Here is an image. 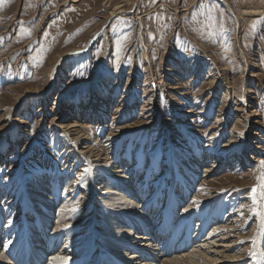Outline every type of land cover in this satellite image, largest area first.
<instances>
[{
  "label": "rangeland",
  "instance_id": "rangeland-1",
  "mask_svg": "<svg viewBox=\"0 0 264 264\" xmlns=\"http://www.w3.org/2000/svg\"><path fill=\"white\" fill-rule=\"evenodd\" d=\"M239 2L241 6L251 0ZM229 3L233 16L211 6L210 0H183L182 5L181 0H0V252L9 251L3 239L10 241L20 232L16 230L19 213L32 214L31 209H22V198L17 196L21 188L37 206L41 205L36 199L39 192L32 190L39 181L49 184L57 194L56 211L63 205L64 216H73L70 227L83 228L93 215L102 224L95 213L107 197L100 192L106 191L111 178L122 175L140 194L139 204L148 199L157 203L144 212L147 218L142 221H151L150 216L168 202L175 167L192 179L187 193L180 184L177 187L181 202L169 226L175 227L187 205L215 208L205 227L200 220L203 212L195 217L191 236L183 244L185 254L204 246L211 232L215 231L211 240L221 241L222 232L232 228L234 237L228 244L236 240L243 244L235 243L227 255L240 257L243 264L260 260L264 264L259 224L260 216L264 217V8ZM193 7L200 15L193 16V23L184 22ZM109 16L115 17L106 24ZM210 17L227 23L229 36L219 45L196 37L200 32L204 36L206 31H222L224 24H210ZM27 21L28 27L22 23ZM21 23L17 36L22 41L37 35L41 44L35 59L46 68L29 70L24 51H14L15 58L23 59L20 66L7 59L13 53L9 51L22 48L20 40L9 39L10 31L19 30L15 24ZM113 26H120L119 32L113 34ZM101 31L111 44L104 59ZM89 40L94 42L87 54L68 56L55 85L48 86V68L56 64L55 56H63L57 54L73 46L79 50ZM11 42L15 44L3 51ZM120 49L115 59L113 54ZM69 61L71 71H66ZM27 92L33 95L21 104ZM176 152L186 157L178 159ZM181 164L191 168V174ZM213 167L211 173L205 172ZM84 180L91 186H84ZM112 188L127 196L126 190ZM49 220L45 238L55 239L51 235L54 214ZM71 235L81 238L77 243L82 246L90 240L88 232L73 230ZM172 246L177 249L179 244ZM61 248L60 242L55 252ZM29 253L30 249L27 257ZM34 253L41 257L39 264L51 261Z\"/></svg>",
  "mask_w": 264,
  "mask_h": 264
},
{
  "label": "bare ground",
  "instance_id": "bare-ground-1",
  "mask_svg": "<svg viewBox=\"0 0 264 264\" xmlns=\"http://www.w3.org/2000/svg\"><path fill=\"white\" fill-rule=\"evenodd\" d=\"M247 13L249 14L251 12H247ZM237 24L239 26L238 21ZM102 33H103L102 59H104L107 55V52L110 51L109 49L111 48L110 47L111 44L109 43L107 33L105 31H103ZM93 40H91V42L87 46L90 47ZM74 52L77 51H72L71 53ZM64 56L65 54L63 56H55L57 59L56 65L62 62ZM62 63H64V60ZM56 65L54 67L50 66V68H48V70L50 69L48 75L49 77L48 86L50 87L54 86L56 83V75L59 70L58 67H56ZM212 85L214 90H216L217 89L216 84L214 86V83H212ZM30 95H33V93L30 94V92H27L23 98V101L21 102V100H19L21 104H23L24 100ZM57 106L60 107L59 103ZM11 124H13V122H11ZM176 156L178 157V159L186 157L185 154L179 152H176ZM230 161H232V159H230L228 162L230 163ZM181 167L185 171L189 172L188 174H191L190 167H189L190 169H188V166H185L183 164H181ZM214 169L215 167H213L212 169H208L205 172L211 173L212 171H214ZM116 173H119V171ZM109 174L111 175V173ZM171 175H172L171 176L172 180L170 181V183H172V186L170 187L168 202L166 206L164 205L163 207L158 208L153 217L150 216V218H152L151 221H142L144 218H147L145 217L144 212L154 203L156 205L157 203L154 200L148 201L151 200L148 199L144 203L139 204L138 195L140 194L138 193V191L137 192L135 191V187L133 185L132 186L129 185L127 178H125L122 175L120 177L119 176L113 178L110 177L111 179L109 180L108 183H106V188L104 186L106 191L104 193L100 192V196L107 197V200L105 202H102L103 203L102 206H99L100 209L95 213V214L99 213V217H101L102 219V224L101 223L99 224L100 220L99 219L95 220L96 218L93 215L90 216L89 222H87L86 227L83 228L70 227L69 220L72 219L73 216L71 215L64 216L65 210H62L63 205L61 206V209H59V211H56L55 199L57 194H53L51 192L52 190L49 184L45 183L44 181H39V182L37 181L38 183H36L35 189L32 190L39 192L37 194L36 199L40 200L41 205H37V206L35 205L36 201H34L33 203L31 198L29 197V192L21 188L20 193L17 194V196L19 195L20 198H22L23 201L22 209L23 208L31 209L32 214H28V212L27 215L23 214V212L19 213L18 215L19 226H17L16 230L17 231L20 230V232L10 241L8 238L3 239L2 243L5 246V248L6 247L8 248L9 251H5L6 254H4V252H0V264H13L12 261H14V263L16 264H39L41 257L34 253L35 250L50 257L51 261L49 262L47 261V264H243V261L241 260L240 257H238L237 259L235 256L227 255V252L233 250L232 246H235V243L238 245H242L243 242L241 244L239 240H236V241H232L234 244H228L229 241L227 240L229 238H233L234 236H233V232L230 231L232 228L230 229L226 227L227 229H225L224 224H223L224 225L223 230L225 229V231H223L221 234L223 235V238L220 235L221 241H218L219 239L215 240V242L211 240L213 235H215V231H213L209 236L207 235L208 237L204 242L205 243L204 246L201 245V247H198L197 250L185 254V252L183 251L185 250L183 244L187 241V239L189 240V237L191 236V230L193 229V223H195V217L200 218L201 213L203 212V215L207 217L203 216L201 217L200 220L203 221L202 226L205 227L210 223L209 221L210 215L215 208L214 205H211L210 207L207 208L205 207L206 206L205 204V206H201L200 208L195 207L197 208L195 209L194 206L192 207L187 205L182 208V211L179 214V216L178 217L176 216L177 217L176 225L175 227L171 228V226H169V223L173 219L174 213L177 209V204L181 202L180 198L177 197V195H180V192L177 187L180 184V186L185 188V191L183 193H187L188 188L186 187L190 185L189 181L192 179V176L188 175V177H184L183 175L179 174L178 169L175 167L171 170ZM193 176H196V174L194 173ZM84 181H85V183L83 184L84 186L87 187L91 186L90 181L88 180H84ZM112 186L124 192L126 190L127 196H123L120 192H117V190L113 189ZM143 186L141 187L142 188L147 187L145 185ZM173 186L177 192L173 190L174 189ZM159 193H160L159 191L157 192L155 191L154 194L158 196ZM1 197L2 195L0 193V217L2 216L1 218L3 219V215H2L3 204L1 201ZM127 199L129 200L127 201ZM96 201L99 202L100 198H98ZM60 202L61 204L63 203L61 200ZM116 205H120L119 208H115ZM18 206L19 205H17V207ZM33 206L35 207V209H33L34 208ZM140 208H142V210ZM113 209H118V210H113ZM208 209H210V212L207 211ZM61 210L63 212H60ZM151 211L152 210H150V212ZM10 212L11 211L8 209V213L6 217L10 214ZM53 214L55 216L56 222L53 223L52 227L51 226L50 227H51V235L54 236L55 239H52L50 237L49 239H47L45 238V235L48 229V225L51 224V220L49 219L50 217L53 216ZM33 219L35 220L33 221ZM39 219L44 222L40 221ZM140 221H142V225L137 226V224H139ZM127 222H129L130 224L129 223L127 224ZM151 222L154 224L152 225V229H149L147 228V225H150ZM11 223H13L14 225L10 224V227L14 229L16 227L17 221H15L13 218L11 220ZM82 223H84V221ZM107 223H108V227L105 226V224ZM259 224L264 235V217L260 216ZM0 225H1V221H0ZM2 229H3L2 232L4 233L6 231V226L5 228ZM199 229H201V227ZM73 230H75L76 233L88 232L90 236V240L88 244L86 243V246H82L83 245L82 243H77L78 240L81 238L79 237L77 238L76 235H71ZM219 230L221 231V229ZM132 233H134L136 237H134ZM60 242L62 244V248L60 251L55 252V250H57V245ZM173 242H177L179 244V247L177 249H175L172 246ZM31 244L35 245L36 247L31 248V246H29ZM29 249H30V253L27 257V252L29 251ZM124 249H126L128 253H125ZM130 251H132V253ZM10 261L11 263H9ZM259 262L260 263L257 264H263L261 260Z\"/></svg>",
  "mask_w": 264,
  "mask_h": 264
},
{
  "label": "crops",
  "instance_id": "crops-1",
  "mask_svg": "<svg viewBox=\"0 0 264 264\" xmlns=\"http://www.w3.org/2000/svg\"><path fill=\"white\" fill-rule=\"evenodd\" d=\"M211 1H214L215 4H211ZM53 2H57V0H53ZM182 2H183V0H181V5H182ZM210 5L213 6V7L226 9L229 12L231 11L232 16H233V11L231 10L232 7H231V4L229 3V0H210ZM234 5L240 6L239 0H234ZM84 6H85V4H84ZM168 6L169 5H166V7H168ZM244 6H257V7H263L264 8V0H251V2L245 3V4L241 5L240 7H244ZM136 8H138V4H137V7ZM194 8H195V10H194ZM209 9H210V7H209ZM185 11H188V10L185 8ZM190 11H191V9H190ZM190 11L185 15L184 22L186 21L187 23H190V22L193 23V16L200 15V12L197 10L196 7H193V10L191 12ZM72 14H73V12L71 11L70 12V15L68 16V20L72 16ZM114 17H110L109 16L107 18L106 24L107 23L110 24L111 20ZM209 20L212 21L210 24H215V23H220L221 25L224 24L223 25L224 27H223L222 31L212 30V31H210V32H212L210 34H207V31H206V33H205L204 36L200 32L199 34L196 35V37H202L204 39V41L211 43V45L212 44H218L219 45L222 41L227 40V37L229 36L228 30H227V23L223 22L222 18H220V17H210ZM22 23H24L26 25V27H28V23H30V22L27 21V22H22ZM22 23L20 25H16L15 24L16 29H18V27H19V30H16L15 32H11L10 31L11 36L9 37V39H18V40H20L19 43H21L22 48L9 51V52H12L13 51V53L12 54H9V52H8L7 54H9V55H8V58L7 59H9V60L13 59L14 63L20 66L23 63V59L21 57H19V59L15 58V52L14 51H21V52L24 51L23 52L24 59L25 60H28V62H26V63L28 64V69L29 70L30 69H33V70L36 71L38 69H44V68H46L43 63L40 65L39 64V60H36L35 59V53L40 48V44H41V42L38 39L37 35L36 36H33L31 38H26V39H24L22 41H21V38L17 36L21 32V30L23 28L22 27ZM196 26H197V23H196ZM143 28H145L146 30H150L149 26H144ZM119 29H120V26H117V27L113 26L112 27V33L115 34V32H119ZM28 30L31 31V29H28ZM121 32L127 33V31H124V30L121 31ZM189 34H191L193 36V26L191 28V32L189 31ZM140 36L142 38L141 33H140ZM149 39H152V37H149ZM142 40H143V38H142ZM89 43H90V40L84 46L79 47L80 48L79 50H76V46H73L72 49H70V50L68 49V50L63 51L61 53H58L57 55H61V54H64L65 53V56L62 59V62H63V60H66L67 61V57L68 56L81 55L84 52H85L84 54H87V52L91 49V45H90V47L87 46V44H89ZM14 44H15V42H11L8 45H4L3 51L6 48H8V47L10 48ZM212 46H214V45H212ZM73 48H75V49H73ZM144 49H146L145 46H144ZM174 49H175L176 52H178V50H179L178 47H174ZM71 50L72 51H77V52L71 53L72 52ZM122 51L123 50L120 49L118 52H116V54L114 53L113 54L114 55V58L117 59V53H122ZM61 63H58L57 65L55 63H53L51 66L54 67L56 65V67H58V69L60 70L62 68L61 66H63L66 62L65 63H62V64ZM71 65H72L71 61L67 62L66 66H65V70L66 71H71ZM19 66H17V69H19L18 68Z\"/></svg>",
  "mask_w": 264,
  "mask_h": 264
},
{
  "label": "snow or ice",
  "instance_id": "snow-or-ice-1",
  "mask_svg": "<svg viewBox=\"0 0 264 264\" xmlns=\"http://www.w3.org/2000/svg\"><path fill=\"white\" fill-rule=\"evenodd\" d=\"M30 34V33H29ZM262 163H264V162H262ZM253 192H255V189H253Z\"/></svg>",
  "mask_w": 264,
  "mask_h": 264
}]
</instances>
